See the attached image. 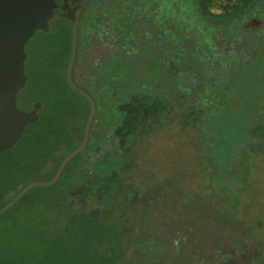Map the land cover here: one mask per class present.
<instances>
[{
	"label": "trees",
	"instance_id": "16d2710c",
	"mask_svg": "<svg viewBox=\"0 0 264 264\" xmlns=\"http://www.w3.org/2000/svg\"><path fill=\"white\" fill-rule=\"evenodd\" d=\"M195 1L206 15L200 24L205 32L217 28L209 26L211 19L239 25L251 19L248 63L228 67L223 58L210 61L207 34L200 37V92L188 91L187 106L139 105L133 100L120 105L126 98L122 92L94 91L96 112L86 147L66 165L55 185L31 190L0 216V264H167L165 245L133 213L134 202L140 200L126 198L122 171L139 134L151 131L154 124L164 125L171 112L182 128L194 129L199 136V159L213 193L210 210L207 200L208 215L218 214L226 204L232 213L240 207L244 189L254 186L251 167L264 156V0ZM215 7L225 16L212 13ZM46 38L53 43L49 35ZM57 44L49 47L45 64L37 51L30 57L26 47V84L34 61L38 69L46 67L51 81L42 85L49 93L37 100L41 103L37 122L0 155V208L29 183L50 180L62 159L82 141L89 106L65 82L69 30ZM53 84L68 96L51 94ZM106 145L112 147L101 158H90V151ZM35 192L46 193L40 199L44 213L38 225L28 227L25 202ZM143 220L149 226L151 216L146 214Z\"/></svg>",
	"mask_w": 264,
	"mask_h": 264
},
{
	"label": "flooded vegetation",
	"instance_id": "af4514ba",
	"mask_svg": "<svg viewBox=\"0 0 264 264\" xmlns=\"http://www.w3.org/2000/svg\"><path fill=\"white\" fill-rule=\"evenodd\" d=\"M81 1L55 0L57 7L47 31H37L34 37H41L36 51L45 64L50 59L49 47L60 45L57 41L67 30L71 46L73 22L70 18L76 14V50L71 77L92 99L96 90L113 89L126 97L120 105L133 100L139 105L187 106L188 91L200 92V37L207 34L212 45L210 61L214 59L218 63L223 58L228 67L249 61L251 19L240 25L229 19H211L209 26L217 28L205 32L200 24L206 15L195 0H87L78 10ZM226 73L231 75L232 70ZM164 119L165 123L179 124L178 116L172 112ZM153 129L142 131L139 138ZM111 147L100 146L89 154L101 148L104 153ZM248 234L254 236V233ZM200 244V259L196 264H264L263 244L251 239L248 244L245 233L232 239L230 245L222 243L215 250L210 245V252Z\"/></svg>",
	"mask_w": 264,
	"mask_h": 264
},
{
	"label": "rangeland",
	"instance_id": "374dc122",
	"mask_svg": "<svg viewBox=\"0 0 264 264\" xmlns=\"http://www.w3.org/2000/svg\"><path fill=\"white\" fill-rule=\"evenodd\" d=\"M212 13L220 15L222 11L215 7ZM40 41L37 35L29 42L30 57L35 55ZM34 62L30 63L29 82L17 98V107L23 111H28L39 98L49 93L42 86L51 81L48 71L45 66L38 69ZM57 86L53 84L51 94L68 96ZM196 132L191 128L182 129L176 122L156 125L152 133L136 141L129 165L122 171L126 198L140 200L134 202L137 205L133 213L165 245L164 255H169L168 261L165 260L167 264H196L200 259V243L210 252L211 247L215 250L222 247V243L230 245L232 239L244 233L248 244L251 239L264 246V156L258 157L251 167L250 179L254 186L244 189L245 193L239 198L240 207L232 213L230 205L226 204L219 209L220 214L208 215L207 211L214 207L213 193L199 159L200 139ZM102 155L103 148L89 154L92 159ZM45 194L35 192L26 200L25 209L29 215L26 226L38 225L42 219L40 199ZM207 200L212 203L209 210L206 209ZM146 214L151 216L149 226L143 220Z\"/></svg>",
	"mask_w": 264,
	"mask_h": 264
},
{
	"label": "water",
	"instance_id": "95a60500",
	"mask_svg": "<svg viewBox=\"0 0 264 264\" xmlns=\"http://www.w3.org/2000/svg\"><path fill=\"white\" fill-rule=\"evenodd\" d=\"M86 1L80 2L78 10ZM56 7L55 0H0V155L11 150L21 139L25 129L38 120L40 102L29 111L17 107L18 94L27 82L25 46L37 31H47ZM70 19L73 22V29L65 81L74 92L87 101L89 106L82 141L62 159L50 180L34 181L26 185L11 201L0 208V216L31 190L55 185L66 165L86 147L90 138L96 106L92 97L77 87L71 77L76 50V14Z\"/></svg>",
	"mask_w": 264,
	"mask_h": 264
}]
</instances>
